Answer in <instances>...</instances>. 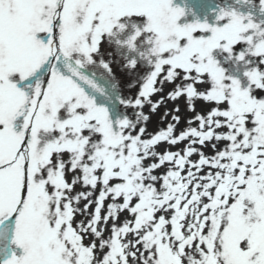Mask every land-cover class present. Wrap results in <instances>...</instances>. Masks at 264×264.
<instances>
[{
	"label": "snow or ice",
	"instance_id": "snow-or-ice-1",
	"mask_svg": "<svg viewBox=\"0 0 264 264\" xmlns=\"http://www.w3.org/2000/svg\"><path fill=\"white\" fill-rule=\"evenodd\" d=\"M0 264H264V0H0Z\"/></svg>",
	"mask_w": 264,
	"mask_h": 264
},
{
	"label": "rangeland",
	"instance_id": "rangeland-1",
	"mask_svg": "<svg viewBox=\"0 0 264 264\" xmlns=\"http://www.w3.org/2000/svg\"><path fill=\"white\" fill-rule=\"evenodd\" d=\"M169 87H170V86L166 85V86H165V90L167 91ZM155 98H156V97H153V99H155ZM178 103L180 104L181 109H182V106H184V101L181 99L180 101H178ZM146 109H147V108H146ZM162 111H163V109L160 110V112H162ZM160 112H157V113L152 117V120L149 122V124H148V129H149L150 132L156 130V128H157V122H158V120H159V116H160ZM186 113H187V116H188V115H191V114L188 113L187 111H186ZM181 115H182V116H186V115L183 114L182 111H181ZM181 126H183V121H182V123H181ZM163 147H164V146H162V148H163Z\"/></svg>",
	"mask_w": 264,
	"mask_h": 264
},
{
	"label": "bare ground",
	"instance_id": "bare-ground-1",
	"mask_svg": "<svg viewBox=\"0 0 264 264\" xmlns=\"http://www.w3.org/2000/svg\"><path fill=\"white\" fill-rule=\"evenodd\" d=\"M167 107H168V108H171V107H172V104L169 103V104L167 105ZM145 111H147V110H145ZM182 112H183L184 115L187 116V113H186V110H185V109H183Z\"/></svg>",
	"mask_w": 264,
	"mask_h": 264
}]
</instances>
